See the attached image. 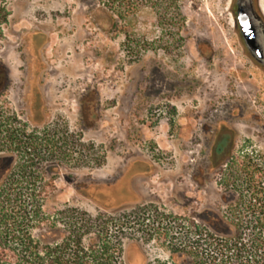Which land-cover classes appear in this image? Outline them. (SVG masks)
Returning a JSON list of instances; mask_svg holds the SVG:
<instances>
[{
	"label": "rangeland",
	"instance_id": "obj_1",
	"mask_svg": "<svg viewBox=\"0 0 264 264\" xmlns=\"http://www.w3.org/2000/svg\"><path fill=\"white\" fill-rule=\"evenodd\" d=\"M233 1L0 0V110L29 124L39 80L29 132L70 138L43 145L57 165L39 174L54 178L45 210L105 215L124 264H164L171 245L189 261L192 220L232 236L251 210L264 218V74Z\"/></svg>",
	"mask_w": 264,
	"mask_h": 264
},
{
	"label": "trees",
	"instance_id": "obj_2",
	"mask_svg": "<svg viewBox=\"0 0 264 264\" xmlns=\"http://www.w3.org/2000/svg\"><path fill=\"white\" fill-rule=\"evenodd\" d=\"M37 133L29 132V124L15 114L0 110V153L16 157L0 185V264H124L105 215L93 218L67 208L52 216L45 210L54 178L39 179V174L57 165L42 166V151L48 150L43 145L61 143L66 148L70 138L58 137L55 142ZM251 212L246 222L242 217L235 222L232 236L192 223L187 237L191 255L203 258L204 264H264V218ZM201 249L204 252L198 253Z\"/></svg>",
	"mask_w": 264,
	"mask_h": 264
},
{
	"label": "flooded vegetation",
	"instance_id": "obj_3",
	"mask_svg": "<svg viewBox=\"0 0 264 264\" xmlns=\"http://www.w3.org/2000/svg\"><path fill=\"white\" fill-rule=\"evenodd\" d=\"M239 8L244 9L249 14L254 26L256 27V31H257V45L258 46H257V49H255V48L248 46V44L246 43L243 35L241 34L240 25L237 21V28H238V32L240 34L241 43L244 46L245 54L248 57V59L253 63V65L264 74V17L262 16V14L259 10L258 0H234L232 9H233L235 16H237V11L239 10ZM30 37H32L33 39H36L37 33L32 32ZM25 40L29 41V32L26 34ZM42 60H44V58ZM38 67L36 69H38ZM36 69L33 68L32 70H29V74L30 73L32 74L31 78L34 80H35V76L33 74L36 72ZM8 75L10 76L9 72H8ZM38 75H39L38 77H42L43 74L41 73ZM5 76H7V73L4 74V77ZM9 76H7L8 80L5 79V83L7 84V86H10V84H11V81L9 80L10 79ZM6 87L4 86V90L6 89ZM43 89L44 88L42 87L39 80L38 81L36 80L35 83L33 85L31 84V86L29 87V122H30L29 125H33L36 123V120L33 117V115H34L33 112H34L35 106L34 107H32V106L38 102L37 97L42 99L44 104H46V102H45L46 97H45V93H44ZM34 94L37 96H34ZM86 95L87 94H85V96H83V99L86 98ZM84 114H85V116L87 115L86 113H84ZM227 144L228 143H227L226 138L220 140L215 147V154L219 155V154L223 153V151L226 149ZM5 155H7V154L0 153V159L5 158L7 156L11 157L10 155H7V156H5ZM128 169L129 168L126 169V172L128 171ZM222 222H223V220H222ZM192 223L195 224V222H193V220H192V222L189 223L190 227L192 226ZM195 225L197 227H199L200 229L212 231L214 233L224 235L219 230L213 228L210 225L209 221L203 220L202 225H200L198 223ZM168 248L170 249V258H169L170 261L165 262L166 264H204L203 258L193 257L191 255L192 250L189 247H187L188 250L185 252L186 257H188V259H190L187 262H181L180 260H178L179 258L176 257V256H178V257L181 256L183 253L178 248H176L173 245L168 246ZM202 252H204V250H202V249L198 250V253H202ZM146 264H150V262L146 263Z\"/></svg>",
	"mask_w": 264,
	"mask_h": 264
},
{
	"label": "water",
	"instance_id": "obj_4",
	"mask_svg": "<svg viewBox=\"0 0 264 264\" xmlns=\"http://www.w3.org/2000/svg\"><path fill=\"white\" fill-rule=\"evenodd\" d=\"M236 18L241 28V34L248 46L257 49V31L249 14L244 9L239 8Z\"/></svg>",
	"mask_w": 264,
	"mask_h": 264
}]
</instances>
